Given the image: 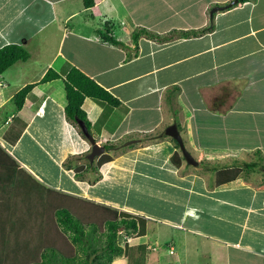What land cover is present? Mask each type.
<instances>
[{"label":"crops","instance_id":"crops-1","mask_svg":"<svg viewBox=\"0 0 264 264\" xmlns=\"http://www.w3.org/2000/svg\"><path fill=\"white\" fill-rule=\"evenodd\" d=\"M92 1L85 8L83 0H0V48L21 45L29 60L34 53H50L35 78L16 84L11 92L0 90V196L4 188L9 193L0 197L8 214L5 223L20 220V204L14 199L21 193L14 194L21 188L26 194L23 215L41 205L39 196L45 192L39 183L142 217L134 239L145 245L147 227L155 223L264 258V186H252L243 176L215 186L213 169L202 173L199 168L203 160L220 169L243 162V157L254 160L256 150L264 157V0L215 12L214 30L199 37L167 42L142 37L130 60L126 48L100 39L104 23L113 38L133 47L131 34L137 28L158 35L198 30L209 24L213 8L232 0ZM119 32H126L125 38ZM69 67L122 103L112 109L84 100L82 109L97 144L175 125L198 165L184 162L176 168L168 137L112 150L113 159L100 167L97 182L89 183L90 174L75 180L62 162L68 155L89 152L91 143L65 119L62 81L40 84L49 68L63 77ZM28 84L36 86L17 109L13 96ZM174 86L179 89L167 93Z\"/></svg>","mask_w":264,"mask_h":264},{"label":"trees","instance_id":"trees-1","mask_svg":"<svg viewBox=\"0 0 264 264\" xmlns=\"http://www.w3.org/2000/svg\"><path fill=\"white\" fill-rule=\"evenodd\" d=\"M232 1H236V4L231 7L224 5L222 7L226 8L223 9L229 10L250 0ZM83 5L85 8H91L93 1L83 0ZM214 15L215 13L210 16V22L206 27L198 30L172 31L164 35H158L147 29L137 28L131 34L133 47H127L113 38L108 23H104L103 31L98 32V36L105 43L126 48V59L130 60L138 54V41L142 37L159 42H167L175 37L183 39L199 37L214 30ZM29 58L30 54L21 45L8 44L1 47L0 76L14 64L27 62ZM54 80H61L63 84L64 116L67 123L76 129L82 140L91 143V139H93L96 142V138L91 131V123L86 112L82 109L84 100L90 99L100 106L112 109L122 106V103L109 91L75 67H69L63 77L55 72L54 68H49L40 80V84ZM35 86L34 84L25 85L13 96V102L17 109L22 108L26 96ZM178 89L176 86L171 87L167 93ZM80 127H83L84 132ZM128 136H130L128 138L130 140L126 142L103 145L105 148L104 153L92 162L87 160L89 152L68 155L62 162V168L72 171L74 179L78 181L84 180L87 174L92 175L93 179L89 183L93 184L100 179V167L113 159L108 151L132 149L137 146L141 147L146 143L152 144L160 139L168 138L159 132ZM168 139L175 149L170 161L176 168H179L185 160L177 142L171 138ZM253 156L254 160L234 161L231 166L222 169L215 164L211 165L210 168L214 172V185L219 186L234 181L241 178L245 172H264V157L261 152L256 150L253 152ZM82 160L83 163L77 164ZM22 172L25 173L23 170ZM243 178L247 180L246 176H243ZM37 185L45 193L39 196L42 200L41 205L35 204V211L29 215L33 221L29 235H24L19 229L23 226L24 215H19L20 220L18 222L15 219L14 222L6 224L8 214L2 211V204H0V227L5 226V229L0 228V264H112L114 259L123 252L119 244V232L139 233L140 225L144 224L142 217L133 216L106 205L45 188L39 183ZM7 192L8 189H2V196L0 197L3 199L4 196L9 195V193L6 194ZM24 192L21 188V191L14 194L19 196L21 193L22 197L19 196V199H14L20 204V208H23L25 201L26 194Z\"/></svg>","mask_w":264,"mask_h":264},{"label":"rangeland","instance_id":"rangeland-1","mask_svg":"<svg viewBox=\"0 0 264 264\" xmlns=\"http://www.w3.org/2000/svg\"><path fill=\"white\" fill-rule=\"evenodd\" d=\"M125 34L126 32H119L118 36L119 38H125ZM49 41H51V39ZM42 47H46V40H42ZM49 55L50 53L46 50H43L42 53H34L31 59L25 64L18 63L16 66L9 69L5 73V81L0 79V84L2 85L4 82L8 83L10 81V87H2L0 90L3 89L6 92H11L12 89L16 87V84H22L23 82L35 78L40 70L43 69ZM169 124H172V122ZM166 128L167 127H161L157 132L164 133ZM128 138H130V136L123 137L119 143L130 140ZM183 139L187 142V138L184 135L182 140ZM105 144L106 143H102V145ZM108 152L110 153L111 151ZM191 152V154L194 153L193 151ZM243 158L244 161L253 160L252 156ZM211 165H213L211 162L203 160L202 163H199V168L203 169L202 173H204V171L211 169ZM199 171L201 172V170ZM208 175L209 181L212 182V174L209 173ZM243 176H246L247 180H250L252 186H264V172H245ZM4 209H6V207H4ZM25 210L26 208H19L17 212L23 214ZM31 212H33L32 208L30 211L25 212V218L22 222L23 226L19 228L26 236L29 235L28 233L32 228L31 225H33L32 218L29 216ZM16 215L17 214H14V216ZM11 227L16 228L15 226ZM0 228L5 229V226H1ZM119 235V244L123 252L114 259L112 264H264V258L250 254L249 252L228 246L225 247L214 243L210 239L190 234L186 231L163 229L159 224L155 223L147 227V235L149 238L146 242L148 245H145L143 239H134L135 234L119 232ZM127 238H131L132 242L126 243L125 241Z\"/></svg>","mask_w":264,"mask_h":264},{"label":"water","instance_id":"water-1","mask_svg":"<svg viewBox=\"0 0 264 264\" xmlns=\"http://www.w3.org/2000/svg\"><path fill=\"white\" fill-rule=\"evenodd\" d=\"M236 4V1H232L230 2L227 7H231L232 5ZM223 8H226V7H215L213 8L211 11H210V16L223 9ZM80 129H82V131L84 132V129L83 127H80ZM164 134L165 136L173 139L174 141L177 142V144L179 145V149L181 151V154L185 160V162L188 164V165H191V166H197L198 165V161H196L189 153L188 151L186 150L185 146H184V143H183V140L180 136V134L178 133V130L176 128L175 125H171L169 127H167L164 131ZM105 151V148L103 145H99L97 144L96 142L93 141V139H91V149L87 155V160L92 162L94 161L95 159H97L98 157H100Z\"/></svg>","mask_w":264,"mask_h":264},{"label":"built area","instance_id":"built-area-1","mask_svg":"<svg viewBox=\"0 0 264 264\" xmlns=\"http://www.w3.org/2000/svg\"><path fill=\"white\" fill-rule=\"evenodd\" d=\"M130 241H131V239L130 238H127L125 242L126 243H130Z\"/></svg>","mask_w":264,"mask_h":264}]
</instances>
